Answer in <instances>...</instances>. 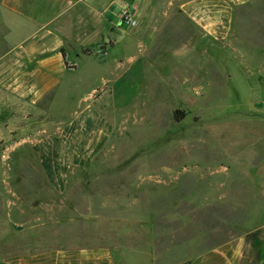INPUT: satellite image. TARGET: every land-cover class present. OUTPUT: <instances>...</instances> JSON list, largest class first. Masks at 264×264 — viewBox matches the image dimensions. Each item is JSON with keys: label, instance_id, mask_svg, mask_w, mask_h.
<instances>
[{"label": "rangeland", "instance_id": "374dc122", "mask_svg": "<svg viewBox=\"0 0 264 264\" xmlns=\"http://www.w3.org/2000/svg\"><path fill=\"white\" fill-rule=\"evenodd\" d=\"M183 1L132 0L136 24L105 33V40L116 43L106 64L93 55L79 57L77 70L64 79L65 96L55 98L68 112L95 89L112 124L106 145L85 168L104 174L94 179L98 192L113 198L116 209L101 213L119 220L120 237L132 224L145 235L143 221L150 222L149 245L121 243L118 255L114 251L119 264L129 250L124 259L149 264L148 247L156 261L171 248L176 252L166 260L183 255L184 264L254 230L263 218L257 211L262 196L253 191L256 175L264 176V41L260 45L254 34L258 27H249L245 38L240 34L264 15L252 9L245 23L236 19L231 42L222 45L179 15ZM131 54L142 74L115 79L117 57ZM176 110L184 112L182 119H175ZM20 150L8 159L0 150V187L23 166ZM22 226L1 206L0 264H15L11 257L22 248Z\"/></svg>", "mask_w": 264, "mask_h": 264}, {"label": "crops", "instance_id": "0c3cea01", "mask_svg": "<svg viewBox=\"0 0 264 264\" xmlns=\"http://www.w3.org/2000/svg\"><path fill=\"white\" fill-rule=\"evenodd\" d=\"M131 1L0 0V150L8 159L22 148L18 155L23 165L12 182L2 177L0 187V208L5 205L16 226L23 225L22 248L11 257L15 264H119L114 251L121 243L127 242L125 248L136 242L149 245V221H143L145 235L132 224L120 237L119 220L101 213L103 208L116 209L112 197L98 192L95 180L104 174L85 170L112 131L95 89L68 112L63 101L55 102L59 93L65 96L64 79L77 70L79 57L93 55L99 65L106 64L108 50L116 43L105 40V33L123 28L120 10ZM252 9L264 15V0H184L179 15L211 42L223 45L231 42L235 20L245 23ZM262 20L249 24L241 37L249 35V27H258L254 34L263 45ZM136 59L134 54L119 55L114 78H135L139 71L141 75ZM256 178L253 194L262 196L259 225L184 264H264V176ZM148 248L149 264H180L183 257L168 262L166 256L176 252L170 248L159 252L156 261ZM126 254L130 256V250ZM126 254L122 264H132L124 259Z\"/></svg>", "mask_w": 264, "mask_h": 264}, {"label": "built area", "instance_id": "2783aa9c", "mask_svg": "<svg viewBox=\"0 0 264 264\" xmlns=\"http://www.w3.org/2000/svg\"><path fill=\"white\" fill-rule=\"evenodd\" d=\"M121 22L129 26H135L136 21L133 19L132 13L127 5L122 6L120 10Z\"/></svg>", "mask_w": 264, "mask_h": 264}, {"label": "trees", "instance_id": "16d2710c", "mask_svg": "<svg viewBox=\"0 0 264 264\" xmlns=\"http://www.w3.org/2000/svg\"><path fill=\"white\" fill-rule=\"evenodd\" d=\"M85 52L86 53H88V52H90L88 49L87 50H85ZM184 112L182 111V110H176L175 111V114H174V116H175V119H177V120H180V119H182L183 117H184Z\"/></svg>", "mask_w": 264, "mask_h": 264}]
</instances>
